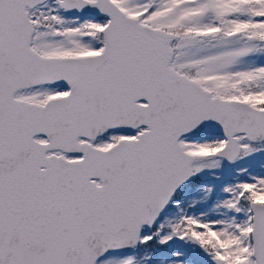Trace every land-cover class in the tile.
Returning a JSON list of instances; mask_svg holds the SVG:
<instances>
[{"label":"snow or ice","instance_id":"1","mask_svg":"<svg viewBox=\"0 0 264 264\" xmlns=\"http://www.w3.org/2000/svg\"><path fill=\"white\" fill-rule=\"evenodd\" d=\"M0 264H264V0H0Z\"/></svg>","mask_w":264,"mask_h":264}]
</instances>
